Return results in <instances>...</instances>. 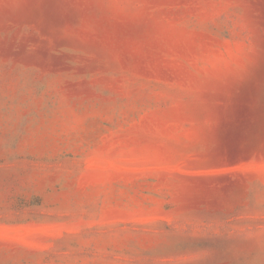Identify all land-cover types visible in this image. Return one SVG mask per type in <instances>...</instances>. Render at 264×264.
<instances>
[{"label": "rangeland", "instance_id": "obj_1", "mask_svg": "<svg viewBox=\"0 0 264 264\" xmlns=\"http://www.w3.org/2000/svg\"><path fill=\"white\" fill-rule=\"evenodd\" d=\"M0 264H264V0H0Z\"/></svg>", "mask_w": 264, "mask_h": 264}]
</instances>
